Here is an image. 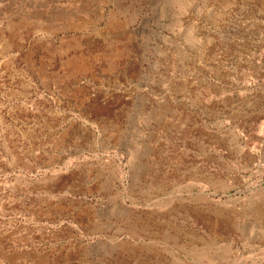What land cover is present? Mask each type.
<instances>
[{
	"label": "rangeland",
	"instance_id": "1",
	"mask_svg": "<svg viewBox=\"0 0 264 264\" xmlns=\"http://www.w3.org/2000/svg\"><path fill=\"white\" fill-rule=\"evenodd\" d=\"M0 264H264V0H0Z\"/></svg>",
	"mask_w": 264,
	"mask_h": 264
},
{
	"label": "bare ground",
	"instance_id": "2",
	"mask_svg": "<svg viewBox=\"0 0 264 264\" xmlns=\"http://www.w3.org/2000/svg\"><path fill=\"white\" fill-rule=\"evenodd\" d=\"M33 33V32H32ZM263 214V213H262ZM196 239V238H195ZM198 243V242H197Z\"/></svg>",
	"mask_w": 264,
	"mask_h": 264
}]
</instances>
